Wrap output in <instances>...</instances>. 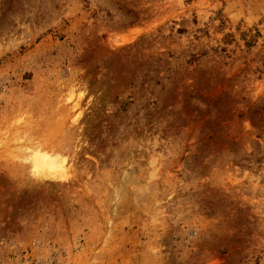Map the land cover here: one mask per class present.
<instances>
[{"label": "rangeland", "instance_id": "374dc122", "mask_svg": "<svg viewBox=\"0 0 264 264\" xmlns=\"http://www.w3.org/2000/svg\"><path fill=\"white\" fill-rule=\"evenodd\" d=\"M0 264H264V0H0Z\"/></svg>", "mask_w": 264, "mask_h": 264}, {"label": "bare ground", "instance_id": "6f19581e", "mask_svg": "<svg viewBox=\"0 0 264 264\" xmlns=\"http://www.w3.org/2000/svg\"><path fill=\"white\" fill-rule=\"evenodd\" d=\"M57 155L52 154L50 152H39L34 155L32 158V170L34 175L37 178H50L58 179L64 177L65 173V165L64 160H62ZM60 156V155H59Z\"/></svg>", "mask_w": 264, "mask_h": 264}]
</instances>
